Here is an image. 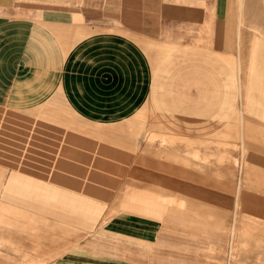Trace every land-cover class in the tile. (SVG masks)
<instances>
[{"label": "crops", "instance_id": "crops-1", "mask_svg": "<svg viewBox=\"0 0 264 264\" xmlns=\"http://www.w3.org/2000/svg\"><path fill=\"white\" fill-rule=\"evenodd\" d=\"M233 8L234 0H0V208L6 210L0 264H173L172 211L158 219L151 210L154 198L122 200L125 207L145 209L121 212L72 247L62 250L59 244L57 250L54 244L35 255L24 242V213L57 222L61 201L38 194L35 200H14L13 193L29 198L30 191H44L45 175L81 173L82 161L102 159L104 152L93 147L103 142L116 144L118 153L125 147L137 153L132 175L150 184L141 186L143 193L188 192L166 173L185 184L192 183L189 174L205 173L152 156L156 148L142 146V129L200 138L222 123L230 128L226 135L235 137L231 112L220 121L172 115L173 108L188 110L190 95L222 97V64H238L241 74L245 175L255 161L264 171V39L259 35L264 19L254 15L246 27L234 20ZM206 65H212V78ZM228 73L225 87L233 83L232 67ZM207 80L211 92L204 87ZM244 111L256 118L246 119ZM206 127L212 129L202 131ZM46 160L53 161L52 171L46 172ZM77 160L79 165L68 162ZM34 176L36 182L29 180ZM54 183L51 189L60 191V181ZM189 213L180 218L191 220ZM215 215L216 221L199 223L226 225L220 210Z\"/></svg>", "mask_w": 264, "mask_h": 264}, {"label": "rangeland", "instance_id": "rangeland-1", "mask_svg": "<svg viewBox=\"0 0 264 264\" xmlns=\"http://www.w3.org/2000/svg\"><path fill=\"white\" fill-rule=\"evenodd\" d=\"M233 13L234 20L238 23L242 20L243 25L254 18V15L264 19V0H234ZM244 26L249 27V25ZM258 29L261 30V28ZM248 34L254 37L252 32H243L244 36ZM259 35L264 39L263 30L259 31ZM241 66L243 69L246 68V65ZM211 67L212 65H206V74L209 78L214 75L212 70L208 72ZM231 67L234 72L233 83L225 87L228 85L226 78L229 77L228 71ZM221 70V87L224 92L222 97L190 95L188 110L181 112L173 108L172 115L174 118H180L187 113L190 116H200L203 120L220 121L225 120L223 118L225 113L231 112V119L237 121V128L233 129L237 133L235 137L226 135L230 128H225L222 123V126L216 129L208 127L202 129V131L212 129L216 132L213 133L211 130L210 135L200 138L193 135L170 136L160 132L149 134L146 129H142V146L151 143V146L156 148L152 156L180 167L183 166L191 173H205V175L189 174V180L192 182L189 184H185L181 179H175L180 176L166 173L173 178V185L181 187L187 185L188 192L174 191L167 194L154 189V191L143 193L141 186L150 184L141 183V177L132 175L135 162L139 161L133 159L134 151L125 147L124 151L119 150L120 153H118L117 145L111 142L94 144V152L100 149L104 155L101 160L82 161L85 166L80 169L81 173L61 177L45 175L44 191H30L29 198H26L25 194L13 193L14 200H35L38 194L39 199L45 201L52 199L61 201L60 221L54 222L51 218L35 213L25 212L24 216L22 215L28 220V224L23 226V232L26 239L24 242L30 245V253L35 255L38 251L47 253L52 250L54 244L57 250L59 244L62 250L68 246L72 247L79 240L88 238L92 231L101 230L107 221L120 215L121 212L141 214L139 211L145 209L137 206L125 207L122 200L154 198L157 201L152 204L155 207L151 210L156 211L155 214L158 213L156 215L158 219L162 218V213L170 214L172 211L173 264H264V171L260 167L256 169V165L262 162L255 161V168L251 167L249 176L245 175L246 163L241 160L240 149V137L243 130L239 121L240 112L243 110L240 100L241 74H238V64L235 63L222 64ZM209 84L207 80L204 86L207 92L213 91ZM220 104H224V107L221 108ZM244 112L246 119L256 118L254 114ZM231 138L234 142L229 140ZM141 152L144 153L143 149ZM148 155L151 154L148 153ZM68 162L79 165L80 160ZM145 162L148 163V160ZM45 163L46 172L52 171L53 161L46 160ZM85 171L93 172V174L84 175ZM156 172L159 171L156 170ZM28 178L36 182L35 176ZM24 179L26 180L27 177ZM56 179L61 183L58 192L51 189ZM216 181L221 183L216 184ZM68 203L76 205V208H64L63 206ZM160 205L164 208H160ZM189 205H193L194 208H188ZM218 210L225 215L226 225L214 227L199 223L202 219L216 221L215 213ZM5 211L4 207L0 208V229L4 227L6 220ZM188 212H190L191 220L180 218ZM235 222L236 232L232 230ZM20 227L19 223L18 228ZM166 230L170 232L168 225ZM48 257L49 255H44L45 259Z\"/></svg>", "mask_w": 264, "mask_h": 264}]
</instances>
